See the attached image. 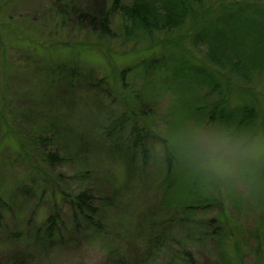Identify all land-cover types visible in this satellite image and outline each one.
Returning <instances> with one entry per match:
<instances>
[{
    "label": "rangeland",
    "instance_id": "obj_1",
    "mask_svg": "<svg viewBox=\"0 0 264 264\" xmlns=\"http://www.w3.org/2000/svg\"><path fill=\"white\" fill-rule=\"evenodd\" d=\"M91 1L0 0V264H191L184 251L195 264H253L257 245L264 251V163L244 183L221 180L198 166L197 135L221 130L194 109L217 96L204 98L205 87L174 79L167 69L145 74L141 60L161 49L113 58L97 46L54 50L52 43L62 47L56 42L65 40L49 36L55 9L85 11ZM113 3L106 0L105 9L112 32L121 34L125 21L111 10ZM26 30L42 40L41 53L12 41V32L22 40ZM171 51L184 56V49ZM191 51L199 65L200 54ZM73 60L91 82H81L64 106L48 90L45 70ZM128 67L122 87L117 74ZM255 85L250 93L232 86L229 107L255 105V138L264 141V79ZM125 111L132 119L107 136V114L115 120ZM133 120L146 135V156L133 147L134 135L129 140ZM165 141L176 160L171 189L179 208L163 201ZM48 153L59 161H48ZM83 192L95 208L90 222L68 201ZM193 203L210 207L186 220L180 208ZM49 217L56 219L50 237L44 233ZM228 229L243 238L240 252Z\"/></svg>",
    "mask_w": 264,
    "mask_h": 264
},
{
    "label": "trees",
    "instance_id": "obj_2",
    "mask_svg": "<svg viewBox=\"0 0 264 264\" xmlns=\"http://www.w3.org/2000/svg\"><path fill=\"white\" fill-rule=\"evenodd\" d=\"M92 1L90 8L85 6V11L82 6H79L82 10H71L72 13L66 9L62 11L61 7L55 9L49 36L65 40L56 42L62 47L55 46V42L52 43L54 50H65L70 44V48L74 49H79L80 46L96 49L104 47L103 52L108 50L109 57L113 58V56L141 55L161 49L154 58L141 60L145 74L167 69L166 71L172 74L174 79H183L187 84L205 87L207 93L204 94V98L213 94L217 97L211 103L200 102V105L194 109L196 113L202 114L203 118L206 117L208 123H216L221 132L227 130L235 139L251 140L256 137L259 132L257 107L252 103L243 102L236 108H230L229 93L232 86L250 93L256 86V79H264V0H126L123 5L119 0H114L111 10L120 11L125 21L121 34L112 32L109 9H105L106 0ZM74 12L76 16L71 22L75 20L76 22L70 24L69 17ZM31 23L38 22L33 19ZM12 34L15 37L12 39L13 42L25 41L34 52L41 53L43 42L36 40L37 33H29L26 30L22 40L18 39L14 32ZM2 47L6 50L5 46ZM171 48L184 49V56H178L171 51ZM191 48L198 51L202 58L199 65L195 64ZM34 55L36 56V53ZM105 61L107 62V57ZM74 63H76L74 60L71 64L56 61L45 70L48 90L50 93L56 91L54 95L59 97L60 103L64 106L70 105L69 95H75L74 90L81 82L86 84L91 82L90 77L81 72ZM128 71H130L129 67L117 74L122 87ZM134 97L138 100L137 95ZM110 114L111 112L104 119L105 122H110L107 129L110 127L111 130L107 132V136L115 129L121 130L132 119L126 111L115 120L109 117ZM136 123L133 120L129 140L133 139L134 135L133 147L140 148L142 155L146 156L147 149L144 142L146 135H141L143 129H140ZM164 154L167 177L163 201L170 208H175L173 197L175 190L171 189V183L174 181L171 179L176 160L166 141ZM58 158L56 154H46V159L51 163L59 161ZM260 170L264 180V164ZM200 181L203 182L202 179ZM90 198L86 192L68 198L74 211L88 222L91 220L89 215L95 212ZM206 201L208 202V198L205 199ZM209 207L210 204L203 206L193 203L181 207L180 213L187 220L189 214ZM54 218L47 219L48 232L45 230L44 233L47 235L49 233V237L56 228ZM218 229L219 227L215 230L216 234ZM226 233L229 238L235 237L232 230L228 229ZM224 234L223 231L220 235ZM242 240V237L241 239L235 237L234 246L237 252H240L239 243ZM259 246L261 244H258L254 250L253 264H264V251L259 249ZM183 254L191 264H195L191 257L192 253L184 251Z\"/></svg>",
    "mask_w": 264,
    "mask_h": 264
},
{
    "label": "clouds",
    "instance_id": "obj_3",
    "mask_svg": "<svg viewBox=\"0 0 264 264\" xmlns=\"http://www.w3.org/2000/svg\"><path fill=\"white\" fill-rule=\"evenodd\" d=\"M195 145L198 166L224 181L250 182L253 167L264 163V141L259 138L235 139L225 130L198 134Z\"/></svg>",
    "mask_w": 264,
    "mask_h": 264
}]
</instances>
